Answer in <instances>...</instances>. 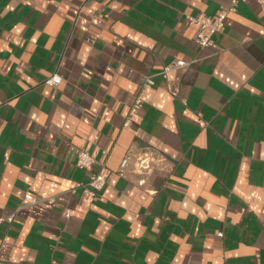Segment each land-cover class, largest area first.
Instances as JSON below:
<instances>
[{
  "label": "crops",
  "instance_id": "crops-1",
  "mask_svg": "<svg viewBox=\"0 0 264 264\" xmlns=\"http://www.w3.org/2000/svg\"><path fill=\"white\" fill-rule=\"evenodd\" d=\"M230 2L0 0V264H264V4L215 47L188 20ZM145 147L173 168L141 187L118 168ZM82 148L111 170L95 201Z\"/></svg>",
  "mask_w": 264,
  "mask_h": 264
},
{
  "label": "built area",
  "instance_id": "built-area-1",
  "mask_svg": "<svg viewBox=\"0 0 264 264\" xmlns=\"http://www.w3.org/2000/svg\"><path fill=\"white\" fill-rule=\"evenodd\" d=\"M246 0H231L228 6H222L213 15L199 14L197 16H188L190 24L197 26V43L205 47H215L214 35L218 32L224 31L226 24L225 21L230 13L237 11L240 3ZM260 4H264V0H257ZM188 62L183 59L173 60L171 63L164 67L163 73L166 74L171 68H178L187 66ZM63 81V76L60 74H53L45 79V83L50 86H58ZM154 84V80L151 76H147L143 81L140 91L135 95L134 100L129 108L128 114L124 120V126L128 127L132 124V116L136 114L144 105L143 94L145 90ZM76 167L83 168L89 172V178L84 183H79L84 190V193L91 201H95L99 198L102 190L106 186L108 177L111 173L110 168L105 162H98L96 156L86 149H77ZM173 163L169 158L160 150L155 148H142L136 152L128 150L123 157L120 166L118 168V174L121 177L130 178L135 177V182L141 187H145L148 183V179L153 173L159 171L168 173L172 170ZM150 193H155L156 190L149 189ZM47 200L50 203L54 202V197H38L33 194L25 195V205L35 204L40 201ZM72 214L71 210H67L66 216L69 217ZM15 214L9 216L8 220L12 221ZM4 219L0 220V223ZM223 236V233H219Z\"/></svg>",
  "mask_w": 264,
  "mask_h": 264
}]
</instances>
